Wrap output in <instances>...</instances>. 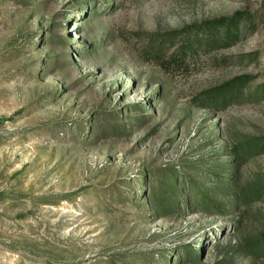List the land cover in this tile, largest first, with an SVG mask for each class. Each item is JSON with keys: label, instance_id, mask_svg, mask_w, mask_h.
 <instances>
[{"label": "rangeland", "instance_id": "rangeland-1", "mask_svg": "<svg viewBox=\"0 0 264 264\" xmlns=\"http://www.w3.org/2000/svg\"><path fill=\"white\" fill-rule=\"evenodd\" d=\"M0 264H264V0H0Z\"/></svg>", "mask_w": 264, "mask_h": 264}, {"label": "trees", "instance_id": "trees-1", "mask_svg": "<svg viewBox=\"0 0 264 264\" xmlns=\"http://www.w3.org/2000/svg\"><path fill=\"white\" fill-rule=\"evenodd\" d=\"M239 14L240 13H237L231 18H220L217 20L206 22L201 28L206 31V33H204L206 36L205 39L202 38L200 40H205L208 44H214L217 47L231 46L240 38ZM220 30H223L224 32H220ZM183 46L185 48H188L189 46H191V41L186 40ZM233 85L234 81L229 82L224 86L206 91L204 93V96L207 97L210 102L224 100L229 94H231L234 88ZM210 204L220 212L224 209L225 206L213 201L210 202Z\"/></svg>", "mask_w": 264, "mask_h": 264}]
</instances>
